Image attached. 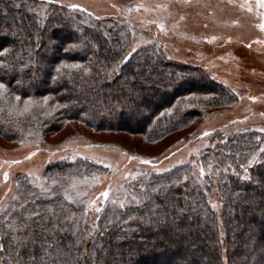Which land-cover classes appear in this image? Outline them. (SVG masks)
I'll return each mask as SVG.
<instances>
[{
	"label": "trees",
	"instance_id": "obj_1",
	"mask_svg": "<svg viewBox=\"0 0 264 264\" xmlns=\"http://www.w3.org/2000/svg\"><path fill=\"white\" fill-rule=\"evenodd\" d=\"M131 42V30L124 24L40 0H0V48L9 50L0 59L12 65L0 71V82L6 85L0 97V136L17 141L24 135L35 137L37 130L49 134L74 122L154 143L188 129L216 107L238 103L233 91L209 72L169 59L156 43L141 47L121 63ZM25 100L31 101L27 111ZM263 145L264 134L240 130L204 150L201 163L212 165L217 174L207 191L215 186L219 210L210 206L189 164L146 182L137 194L147 192L152 201L112 211L97 223L87 220L82 206L69 203L57 190L48 197L26 181H22L23 201L9 213L40 211L43 221L32 224L37 234L51 218L49 209L59 213L61 221L74 214L85 236L82 249L89 251L80 264H264ZM241 165L248 168L249 179L243 178ZM153 188L162 191L153 193ZM153 201L167 204V219L157 222L149 212ZM130 215L136 219L128 220ZM94 224L99 229L89 236L87 230ZM63 227L67 230L55 234L59 244H75L78 236L72 223ZM9 239L0 228V240ZM42 242L38 235L28 248L38 252ZM10 252L0 253V264H12L15 254Z\"/></svg>",
	"mask_w": 264,
	"mask_h": 264
},
{
	"label": "rangeland",
	"instance_id": "obj_2",
	"mask_svg": "<svg viewBox=\"0 0 264 264\" xmlns=\"http://www.w3.org/2000/svg\"><path fill=\"white\" fill-rule=\"evenodd\" d=\"M40 1L127 25L132 42L126 55L156 43L169 59L209 72L233 91L238 103L216 107L188 129L154 143L122 131H94L74 122L49 134L37 130L35 137L24 135L17 141L0 136V205L8 213L15 209L23 201L22 181H26L48 197L57 190L69 203L82 206L87 220L97 223L105 214L136 206L129 203L131 196L144 190L152 177L190 164L197 183L207 192L210 206L215 203L214 209L219 210L215 186L207 191L208 183L215 184L216 171L203 166L200 157L230 133L250 130L264 134L260 131L264 129V29L260 27L264 24V8L256 0ZM71 4L80 7H68ZM204 132L209 135H202ZM32 152L36 154L26 159ZM129 157H141L150 163ZM199 166L205 169L204 177L199 176ZM54 167L59 169L51 170ZM53 171L56 173L52 175ZM5 172L7 181L3 177ZM29 172L34 175L29 176ZM73 183L75 187H71ZM104 191L109 193L107 198L101 195ZM65 192L73 197L72 201L65 198ZM13 196L17 199L13 200ZM92 200L102 208L101 212L88 208ZM113 200H124L126 207L121 209ZM226 256L223 250L222 257Z\"/></svg>",
	"mask_w": 264,
	"mask_h": 264
},
{
	"label": "snow or ice",
	"instance_id": "obj_3",
	"mask_svg": "<svg viewBox=\"0 0 264 264\" xmlns=\"http://www.w3.org/2000/svg\"><path fill=\"white\" fill-rule=\"evenodd\" d=\"M51 2V0H49ZM232 0H229V3H231ZM247 2V0H246ZM259 7L264 8V0H256ZM15 7H20L19 4H14ZM242 7L244 5H241ZM70 8H78L79 5L71 4L68 5ZM140 7H143L141 5ZM159 7V6H158ZM249 11H251V7L248 8ZM29 11H34V9L29 8ZM161 29H163V25H160ZM261 29H264V24L260 25ZM15 34V33H14ZM215 39V37H213ZM230 39V38H229ZM9 50L7 48H0V56H4ZM135 51V49H133ZM131 53L128 54V56H125L123 61L121 63H126L129 59V56ZM12 67L11 63L7 61L6 59H0V71H7ZM62 67H73L78 68L79 65H62ZM117 69H113V71H116ZM57 73H60L61 69L58 67L56 69ZM55 79V78H54ZM6 92V85L3 82H0V97H3ZM250 99L255 100L256 97H249ZM15 99L19 101L21 99L20 96H16ZM48 97L44 98L45 105H47ZM31 104L30 100H25V111L28 110L29 105ZM47 114H51L50 112ZM264 115V113H262ZM260 131H264V129H260ZM202 135L207 136L209 135L208 132H204ZM39 151V149H37ZM261 151H264L262 149ZM36 153L32 152L29 153V155L26 157V159H30L32 156H34ZM74 158V157H73ZM129 159H140L143 163H150L148 160H144L141 157H129ZM256 160V157L254 156L252 160L248 161V164L251 165L253 161ZM12 163H19V161H12ZM108 167H111V165H107ZM242 168H244L245 176L244 179H249L247 176L248 168L244 165H241ZM209 170L211 171L212 165H208ZM227 170V169H225ZM219 171V170H217ZM29 176H33L34 173L29 172ZM199 176L204 177L205 176V169L203 166H199ZM4 180H8V173L5 172L3 174ZM185 179H188V177H185ZM200 183H203L202 180L199 181ZM53 183H56V181H53ZM40 187L44 191H49V189L44 188L43 185H40ZM71 187H75V184L73 183ZM167 186H163V191H166ZM161 188H153V193L161 192ZM31 195V194H30ZM65 198L69 201L73 200V197L68 194V192L64 193ZM101 195L105 198L108 197L109 193L108 191H104L101 193ZM13 200H16L17 197L13 196ZM127 199V197H126ZM145 200L152 201V197L147 192H142L141 194H136L131 196V200L129 203H135L137 205H140L144 203ZM30 201L25 200V204L29 203ZM96 201L92 200L88 202V208H92L95 212L99 213L102 211L101 207L96 206ZM113 204H118L121 209L126 207L125 201H112ZM211 203V201H210ZM147 206V205H146ZM21 209L24 208V205H20ZM175 207V205H173ZM212 207L215 208L216 204L212 203ZM167 208V204L164 205H157L155 202H152V206L149 207V212L152 213L153 216L157 218V222H159V219L163 217L164 219H167L168 213L164 210ZM87 208L85 209V212H87ZM49 214L51 218L49 219L47 224H41L40 226L43 228V232L40 234H37L34 230H32V224L36 223V221H43L44 217L42 213L38 210H25L19 215H14L12 213H8L6 209L0 205V212L5 213L3 222L0 223V228H3L7 235L10 236V239L5 242L3 240H0V253H4L9 251L11 249V252L9 253L12 255L15 254L12 258V264H45V261H48V264H73V261L75 264H80L81 256L84 258H87L89 255L88 249L84 248L82 249V245L85 240L84 233L79 230L78 224L74 219V214H70L63 217V221L60 220V214L57 213L54 209H49ZM61 212H63V208H61ZM99 219V217H97ZM136 217L134 216H128V220H134ZM71 222L72 226L74 228L73 234L78 236L77 241L75 244L72 245H60L58 240L55 238V234L57 232H63L67 229L63 227V224ZM99 229V226L94 224L91 228L87 230L89 236H93L95 232H97ZM39 235V238L43 241L40 245V249L38 252L30 250L28 248L29 244H36L37 242V236ZM75 248V253H73L72 249ZM78 253V254H77ZM26 257V259H25ZM4 264H8V261H4Z\"/></svg>",
	"mask_w": 264,
	"mask_h": 264
}]
</instances>
